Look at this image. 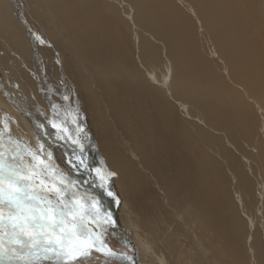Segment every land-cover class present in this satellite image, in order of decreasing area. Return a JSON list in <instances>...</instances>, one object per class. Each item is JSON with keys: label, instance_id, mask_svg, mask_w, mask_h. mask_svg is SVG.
Here are the masks:
<instances>
[{"label": "bare ground", "instance_id": "1", "mask_svg": "<svg viewBox=\"0 0 264 264\" xmlns=\"http://www.w3.org/2000/svg\"><path fill=\"white\" fill-rule=\"evenodd\" d=\"M13 1L0 0V57L11 61L9 57L16 53L13 46L20 48L33 63L39 89L55 93L48 76L55 79L56 67L45 65L46 78L37 70L40 53H45L54 33L55 51L61 55L59 65L65 70L71 61L81 63L96 86L85 107L67 93L85 115L79 119L84 134L95 133L98 125L90 111L102 110V100L108 104L109 117L100 131L106 153L96 150L99 144H94L93 135L86 138L92 163L107 170L111 162L108 154L116 163L115 155L125 151L147 171L158 190L166 192L163 200L168 201L171 187L162 178L169 163L176 161L183 171H174V177L183 182L176 185H185L187 194L191 192L189 226L196 234L198 228L203 230L205 246H213L214 252L224 258L230 250L233 264H264V0H32L30 8H22L28 21L41 22L34 23L31 41L12 9ZM43 24L49 26V31L38 42ZM1 36H6L5 41ZM104 38L108 43L102 42ZM5 43L7 47L2 48ZM100 49L108 54L107 58L100 56ZM122 78L126 79L119 80ZM1 96L24 98L23 91L20 95L9 87ZM11 120V129L17 134L32 124L26 129L29 145L5 134L0 127L4 148L13 147L8 144L10 137L77 180L86 199L99 196L92 173L80 176L70 166L58 164L56 154L48 161L46 149H41L36 136L38 123L19 119L17 124ZM145 128L160 139L159 146L137 138ZM50 147L54 151L55 146ZM159 148L167 150L165 156L157 154ZM23 162L30 164V155L25 153ZM122 169L125 171L126 165ZM128 176H123L125 184ZM111 182L114 185L115 179ZM111 190L113 196L107 195L104 200L107 209L102 207L101 211L111 213L117 226L113 229L105 224L106 233L125 239L137 253V246L121 223L128 214L140 211ZM172 195L175 201L171 199L167 205L180 215L179 204L187 200L175 189ZM141 214L142 222L151 227L142 229L148 233L144 239L155 246L153 261L164 264L166 250L174 254L173 240L154 232L153 215L148 210L143 208ZM163 216L169 218L170 214L165 211ZM90 227L95 232L101 230ZM106 233L102 239L112 250ZM135 252V256H129L135 264H146ZM120 256L107 258L130 264ZM88 259L83 264H92Z\"/></svg>", "mask_w": 264, "mask_h": 264}, {"label": "rangeland", "instance_id": "2", "mask_svg": "<svg viewBox=\"0 0 264 264\" xmlns=\"http://www.w3.org/2000/svg\"><path fill=\"white\" fill-rule=\"evenodd\" d=\"M30 5H33L32 0H14V7L12 9L15 11L17 18L20 19V22L22 23L21 29L28 34L31 41L34 23L40 25L41 22L39 23L31 20L28 21V19L25 17L22 8H30ZM42 8L48 13V10L44 4H42ZM23 23L26 24L27 28ZM48 31L49 26L43 24V28L39 29L38 42L42 34L47 33ZM101 36L102 35H100L99 38ZM5 37L6 36H1V39L5 41ZM71 38L72 40H77L76 36H71ZM56 39L57 35L51 33L49 43L46 45L45 53H40L41 55L38 58L37 70L40 72L42 77L46 78L44 70L45 65H49L51 63L56 67L57 73L55 79L50 76H48V78L51 80L52 88L55 91L58 100H56L54 92L48 90L42 92L39 89L41 85H39L37 82L33 63L30 58L27 59L24 57L20 48L13 46V50L16 53L13 54L12 57H9L11 61L0 57V127L3 129V132L5 134L10 133L18 140L28 144L26 142V140H28L26 129L30 128L32 124L27 125L26 128L20 129L17 134L13 129H11V124L14 121L11 119H15L17 124L20 123L19 119L30 121V123H38L35 124L38 129L36 136L39 139L41 145L45 147L46 153L48 154L51 152L52 158L54 154H56L58 156V164H66L72 168L71 164L69 163L70 159H74V157L71 156L72 149L76 148V155H80L79 148L77 145H73L71 141L59 139L58 129L54 128L52 125L53 123H56L57 125L68 128L73 138H76L77 129H82V131L79 132V137L81 143L84 145L85 151L83 156L90 170L87 171L83 167H80L77 172L80 174V176H88L91 173L93 174V184L99 192V196L97 198L99 199V202L104 205L102 206L103 208L105 207L107 209L106 205L104 204L107 191L112 192L111 189H115L117 195L119 196L118 199H123L125 202L126 200L131 201L140 211V214L137 215L128 214L124 223H121V227L129 231L131 242L137 246V253L133 251L130 246H128L125 239L111 237L105 232L106 235L104 237H106V241L115 253L120 255L123 254L127 256H135L133 255L135 252L142 257L146 264H158L153 261L155 257L153 254L155 246L144 239L146 236H148V233L144 232L142 229V226L148 225L144 224L141 220L143 219V215L141 213L143 208H145L153 215L152 221H154V232L159 237L169 236L173 240L174 254H172L169 250H166V253H164L165 262L168 264H233L229 258L231 254L230 250L228 252L227 258L217 255L214 252L213 246H205L203 230L198 228V234H196L192 227L189 226L188 208L190 205L189 198L191 192L189 191L187 194V186L185 185H176L178 183H183L178 178L174 177V171L183 172L177 168V165L175 164L177 163L176 161L169 163V168L166 170L165 177L162 178V181L166 182L167 187H171L167 192L169 197L168 201H171V199L173 202L175 201V197L172 195L173 189H175L184 200H187L186 202L182 200L179 204L180 215H177L176 211L172 209L171 206L167 205V200H163L166 192L158 190V188L150 180L147 171L142 170L138 161L131 155L129 156L127 152L121 151L120 155H115L116 163H113L110 154H108L111 162L109 163V168H107V170H105L98 163H92L91 157L87 154L86 145L88 141L86 138L89 135H93L94 144H99V147L96 150L100 153H106L103 150L104 142L102 140L100 131L103 123L109 117L105 107L108 106V104L102 100V110L90 111L89 115L98 120V125L96 127L95 133L84 134V126L81 125L79 119L85 117V115L80 109L74 106L73 100L69 98H72L71 95L75 96L80 105L85 107L86 100L90 99L94 95V89H96V86L93 85V80H91L92 76L84 70V67L81 65V63L71 61L67 65L68 69L65 70L59 65L58 62L61 60V55L55 51L57 46L55 43ZM102 42L108 43L105 38L102 40ZM49 44L51 46H48ZM75 45L76 44H73L72 46L75 47ZM6 47L7 44L5 43L4 47L2 48ZM50 52H52L53 55H49ZM99 52H101L100 56H105L106 58L108 57V54L102 52L101 49ZM4 53H6V51H3L2 55H4ZM30 61L32 65H30ZM162 61L165 62V51H162ZM163 66L162 70H165V66ZM74 74L77 76V78L74 76ZM80 74H82L83 77H80ZM80 78H85L87 81L81 83L78 81ZM123 79L126 78L119 80ZM9 84H13V86H10ZM8 87L20 95L23 91L24 98L17 99L1 96L3 90ZM67 93L71 95H67ZM96 93L100 96V92L96 91ZM65 97H67V99H65ZM5 124H7V128L5 127ZM137 138L149 139L156 146L161 144L160 139L154 135L151 129H143L137 134ZM51 144L55 146L54 151L51 150ZM166 153L167 150L164 148H159L157 152L158 155L163 156H165ZM118 164H120V167H117ZM123 165H126L125 171L122 169ZM95 169H100V175L105 176L106 183L101 181L100 176L97 175ZM114 171L117 173L115 174ZM106 173H114L115 175L108 177ZM126 174L130 175L128 176L127 184L124 183L123 179V176ZM111 178L115 179L114 185H112ZM102 183H104V187L100 186ZM173 184L175 185L173 186ZM165 211L169 212V218H165L163 216V212ZM135 221L139 222V225L136 224ZM194 225H197V223H194ZM197 235H199L200 238H198ZM245 242L246 238H243L244 247ZM88 262L92 264H121L120 261L115 259L109 260L107 257L102 256L95 251L91 252ZM165 262L164 264H167Z\"/></svg>", "mask_w": 264, "mask_h": 264}, {"label": "snow or ice", "instance_id": "3", "mask_svg": "<svg viewBox=\"0 0 264 264\" xmlns=\"http://www.w3.org/2000/svg\"><path fill=\"white\" fill-rule=\"evenodd\" d=\"M52 126L58 129L59 139L79 148L80 155H76V148L72 149V168L87 170L85 148L79 137L82 129L78 128L73 138L68 128L56 123ZM8 144L13 147L4 148L0 132V264H83L92 251L116 256L102 236L107 231L104 225L114 229L117 221L111 213L101 211L99 199H86L77 180L51 167L37 152L10 137ZM25 153L31 157L30 164L23 162ZM47 158L51 161V152ZM95 171L106 183L100 169ZM100 186L104 187V183ZM107 195L113 193L107 191ZM90 225L101 230L95 232ZM120 259L135 264L133 257L122 254Z\"/></svg>", "mask_w": 264, "mask_h": 264}]
</instances>
